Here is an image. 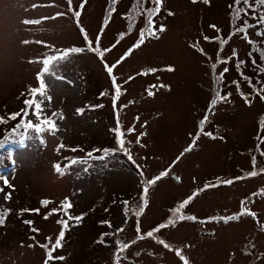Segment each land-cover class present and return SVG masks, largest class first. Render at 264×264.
Returning a JSON list of instances; mask_svg holds the SVG:
<instances>
[{"label":"rangeland","instance_id":"obj_1","mask_svg":"<svg viewBox=\"0 0 264 264\" xmlns=\"http://www.w3.org/2000/svg\"><path fill=\"white\" fill-rule=\"evenodd\" d=\"M35 2L0 0V215L5 219L4 226H0V264H45L49 252V264H185V260L187 264H264V230L259 227L264 226V119L263 128L256 122L257 118H264V100L252 95L257 90L264 96V85H258L264 83V71H259L264 68V35H260L264 24L257 22L261 13L264 15L263 6L257 0H249V5H236L235 0H210V4L203 0H163L158 20H153L157 26L163 24L165 31L158 33L159 38H146L125 62L124 70L128 72H135L144 64L149 68L163 65L145 78L137 75L127 82L114 64L123 31L118 42L113 41L114 35L110 37L114 51L111 48L109 59L113 64L98 53L90 56L86 51L78 53L85 57L77 63L86 66L71 69L69 58L60 61L62 67L55 71L66 76L72 71L65 84L59 86L62 92H56L65 95L60 101L69 116L62 120L53 118L59 124V131L53 136L28 127V120L33 124L40 121L32 111L28 110L27 117L22 112L23 100L30 87L35 86L26 83L31 66L27 63L34 58V49L28 45H33L41 58L72 47L86 49L80 30L84 27L93 32L96 46L104 49L99 43V18L104 17L105 26L121 25L120 30L124 20L116 11V19L107 22L103 14L107 0H88L83 8V0H72L71 6L67 0H40L39 16L19 19L28 12L24 9ZM134 3L135 0H127L121 9ZM61 5L64 7L50 9ZM145 5L155 7L151 0H145ZM75 11L81 12L77 20L71 15L68 20L57 15ZM26 20L43 22L26 24ZM141 25L138 23L129 31L124 50L138 40ZM237 28L244 31L237 32ZM24 37L32 42L23 43ZM39 37L54 43L39 50ZM69 41L73 43L67 44ZM105 63L115 65L111 75L106 72ZM213 63L217 65L215 72L211 69ZM33 67L37 69L38 62ZM168 67L174 71L164 70ZM225 67L229 71L217 79ZM113 75L119 78L114 85V89H120L118 103L126 107L118 116L121 130L126 132L132 126L136 129L124 137L132 160L120 151L103 160L95 158L102 156L103 151L94 152L91 158L83 155L88 154L89 144H103L104 149L118 147L109 131L116 126L117 118H86L76 110L71 113L75 103L89 101L98 105L106 99L111 102ZM149 84L156 87H148ZM24 88L28 91L22 93ZM149 90L154 95L149 96ZM217 90L220 95H232L226 102L218 101L210 107L206 101ZM103 110L108 113L107 107ZM17 112L21 115L11 119V114ZM125 113L132 118H122ZM206 114L208 121L195 146L184 152L196 137L198 120ZM213 131V135L223 139L210 138L207 133ZM141 132L146 135L137 143ZM60 144L66 147L57 151ZM72 148L77 150L73 152ZM65 158H81L84 163L73 165L60 176L53 165L60 163L63 167L68 162ZM133 161L142 167L137 170ZM155 171L167 174L144 195L143 181H152ZM252 171L257 175L248 176ZM141 172L146 174L143 181ZM237 177L242 178L233 184L220 183L199 191L206 184ZM5 179L8 185L3 183ZM9 192L11 198L5 201ZM197 192L181 209V215L195 216L199 222L183 220L169 225L174 209ZM66 197L72 204L67 215L57 212L45 219ZM44 200L50 203L42 205ZM141 200L145 205L137 216ZM248 208L259 215L255 221L249 214L244 221L241 212ZM25 209L40 212L22 211ZM68 215L83 218L78 222L69 220L64 229L57 221L67 220ZM231 215L237 219L228 223L204 222L208 217ZM28 220L33 223L26 225L24 221ZM160 224L166 227L157 231ZM61 230L65 233L61 246L53 249ZM148 231L154 235L148 237ZM177 250H182L185 259L177 255Z\"/></svg>","mask_w":264,"mask_h":264},{"label":"snow or ice","instance_id":"obj_2","mask_svg":"<svg viewBox=\"0 0 264 264\" xmlns=\"http://www.w3.org/2000/svg\"><path fill=\"white\" fill-rule=\"evenodd\" d=\"M67 2L69 4V6H71L72 0H67ZM144 2H145V0H137L138 4L139 3H144ZM192 2L196 3L197 0H192ZM257 2L260 5H264V0H257ZM84 3H86V0H83V2L80 4V8L84 7ZM151 3L154 4L155 7L145 8V9H143L140 12L141 16H144L146 14L147 22H146V26L144 28L140 29L139 39H138L137 43L133 46V48L139 47L144 42V40L146 38H151V37L159 38L158 37V33L165 31V27H164L163 24H160L159 26H157L155 24L154 20H153V17L154 16H158L159 13L161 12V7H162V4H163V0H151ZM203 3L210 4V0H203ZM235 4L236 5H241V4L249 5V0H235ZM229 7H232V6L230 5ZM57 15H62V13H57ZM74 15H75V17L78 18V17H80L81 12L80 11H75ZM168 15H173V13L169 12ZM236 18L237 19L240 18L239 11H237ZM39 22L40 21H38V20H36V21H27V20L24 21V23H26V24L27 23H39ZM257 22L261 23V24H264V15H261L258 18ZM210 27L215 28L216 26L215 25H210ZM80 30H81L82 33H84V29L83 28H81ZM236 31L237 32H243L244 29L243 28H237ZM260 35H264V33H261ZM84 39H85L86 45H87L86 49L85 48H80V47H72V48H69V49L58 50V54L57 55H49V56L43 57L40 61H38V62L42 63V68L37 72V76H36L38 85L36 87H31L30 88L29 91H30L31 98L30 99L26 98V99L23 100V104H24L25 108L22 109L24 117H27L29 115V111L28 110H31L32 114L37 118V120L40 121V123H36V124H33V122L31 120H28V122H27V126L28 127H34L35 130L37 131V133H42V132L47 131V132L51 133L53 136H55V134L59 131V124H58L57 120L53 119L52 117H58V119H61V120L64 119L62 114H58L56 112H52L50 116H46L45 115V104H46V102H50L52 100V96L48 94V84H47L46 77L53 76L56 79H64L61 76H57L56 73H55V67L60 63V61L68 59L70 57V55L73 54V53H81V52H83L85 50H88V51H91V52H94V53H98L100 55V57L103 58L104 52H101L98 46L97 47H93L92 46V41L88 40V37H87L86 33H84ZM205 39L207 40L208 37H205ZM23 43L27 44V43H29V41H23ZM37 43H40V41H37ZM193 47H195V45H193ZM132 51H133V49L130 48L128 50V52L125 53V57L130 55L132 53ZM125 57H121V60H123ZM117 63H120V61H117ZM253 63H255V61H253ZM114 67H115V65L108 66L105 63L106 72L108 74H110V75L113 73V68ZM216 67H217V65L215 63H213L211 65V69H212L213 72H215ZM164 70L174 71V69L171 68V67H168V68H166ZM156 71H158V69H156V68L148 69V72H151V73H155ZM228 71H229V68H227V67L223 68V72L220 73V77H218L217 79H222L223 74L227 73ZM261 71H264V69H261ZM142 74H147V73H142ZM111 79H112L113 85H115L116 84V77L115 76H111ZM129 79L131 80V79H133V77H129ZM233 83H236V81H233ZM214 84H215V81H214ZM152 87H156V86L153 85ZM159 87H165V85H160ZM237 87H239V85H237ZM101 95L102 96L106 95V93H101ZM119 95H120V89H119V87H117L115 96L119 97ZM148 95L151 96V95H154V93L149 90L148 91ZM231 95H232L231 92H228L225 95H220L219 90H217L216 94L213 96V98L210 101V107L216 106L218 101L226 102ZM260 98L262 100H264V96H261ZM245 102L250 104V101H248L247 99L245 100ZM115 105H116V99L113 98V107H114V109H115ZM88 107L94 110L96 108L103 107V105H90ZM85 111H86V109L83 108V107L76 109V113L78 115H83L85 113ZM20 115H21L20 112L13 113V114H11L10 118L11 119H16L17 116H20ZM41 117H43L42 120H41ZM135 119L138 121L139 117H136ZM262 119H264V118H262ZM207 121H208V115L206 114L204 116V118L200 121L201 130L203 129V126H204V124ZM0 122H3V117H0ZM146 123L147 122H145V125H146ZM41 125H44L46 127H42ZM17 126H19V125H17ZM109 131L114 134V138L116 140V143H117L118 147L115 148V149H103L102 150L103 151V155L99 156V157H95V158L103 160V159H105L106 157H108L110 155H114L117 151H120V152H123L125 155H127L129 160H132V156L130 154V151L125 146L126 145V140L124 139V137L126 136V134L134 133L136 131L135 126L128 127L126 132L122 131L119 118L117 117L116 126L114 128L109 129ZM143 135H146V133L141 132L139 134V136H137V139H136L137 143L140 142V138ZM207 135L210 138H212V139H217V138L223 139V137H217V136L213 135L211 132L207 133ZM198 138H199V133L193 139L192 144L189 145V147L184 149V152L191 151L192 148L195 146L196 139H198ZM41 143L42 144L44 143L43 138H41ZM65 147L66 146L64 144H60L59 147L56 150L60 151V149L65 148ZM70 150L74 152L77 149L72 148ZM94 151L99 152L101 150L100 149H96ZM87 155L90 158L93 157V153L92 152H89ZM181 155H183V153H181ZM65 159L68 162L66 164H64L63 167H61L60 163H56V164L53 165L54 170L60 176L65 175L67 170L71 169L73 165L84 163V161L81 158H71V159L65 158ZM177 159L179 160V157ZM253 165L255 166V157H253ZM137 167L139 168V165ZM84 171L87 172V168H85ZM166 174H167L166 172H161L152 181L144 180L143 181V183L145 185L144 188H143L144 195H147L148 186L150 184L154 183L157 180H160ZM247 175L251 176V177H254V176L257 175V172L256 171H252V172L248 173ZM241 178L242 177H237V178H234V179H231V180H225V181L218 180L217 184H212V185L206 184L204 186V189H200L199 191H203V190H205V189H207L209 187H217L220 183L233 184L236 179H241ZM177 179H179V178L177 177ZM3 183L5 185H8V181L6 179L3 181ZM9 187H11V185H9ZM2 191H3V189H0V192H2ZM198 194H199V192L194 193L192 196H189L187 199L183 200V202L179 205V207L174 209V211L172 212V216L174 218L173 219H169V221H168L169 225L175 226L178 222L183 221V220L199 222L198 218L195 217V216L181 215V209L184 208L186 205H188L190 203V201L193 200ZM10 198H11V193L10 192L7 193L4 196V200L5 201L10 200ZM41 203H42V205L46 206L50 202L48 200H44ZM123 203L127 204V201H124ZM144 205H145V201L144 200H141V201L138 202L137 207L140 209V211H137L135 213L137 216H139L140 213L143 211ZM71 207H72V204L69 201V199L66 197L64 201L60 202L58 208H52L45 215L44 218L47 219L49 215H52V214L57 213V212H63L65 215H67V210L70 209ZM22 211L35 212L37 214H39V212H40L39 209H34V210L25 209V210H22ZM8 214H10V210H9ZM245 214H247V213H245V212L241 213V215H245ZM253 215H254V213H253ZM82 218H83V215L75 216V217H73L71 215H68V219L67 220H63V219L62 220H58L57 223L62 224L63 228L66 229L68 227V221L69 220H75V221L78 222V221L82 220ZM235 219H237V216H235V215L220 216V217L213 216V217L206 218V220L204 222H212L214 220H221L224 223H228L229 221H232V220H235ZM24 223L26 225H31L33 222L28 220V221H24ZM102 223H110V222H102ZM4 224H5L4 216L0 215V226H4ZM165 227H166L165 224H160L158 226L157 231L159 230V228H165ZM64 234H65L64 231L61 230L60 233H59V238H57L55 240V244L52 246L53 249L61 246V239L63 238ZM153 235H154V233L152 231H148L147 232V236L148 237H152ZM46 246L47 245H44V247H46ZM165 247H167V245H165ZM122 251H123V249H122ZM177 255L180 256L181 259H185L184 256H183L182 250H177ZM47 256H48V259H46L45 264H49V260L52 258V253L51 252L47 253ZM59 259H63V257H59ZM185 264H187L186 260H185Z\"/></svg>","mask_w":264,"mask_h":264},{"label":"flooded vegetation","instance_id":"obj_3","mask_svg":"<svg viewBox=\"0 0 264 264\" xmlns=\"http://www.w3.org/2000/svg\"><path fill=\"white\" fill-rule=\"evenodd\" d=\"M242 213V212H241ZM245 213H247V214H245V215H243L244 216V221L245 220H248V214L253 218V220L255 221V219H256V216H259L258 214H256V212L254 211V210H252L251 208H248V211H246ZM253 213H254V215H253ZM236 215V214H235ZM260 220V219H259ZM256 222H258V221H256ZM259 227H261V229L262 230H264V226H259ZM251 246V245H250ZM251 248V247H250Z\"/></svg>","mask_w":264,"mask_h":264},{"label":"trees","instance_id":"obj_4","mask_svg":"<svg viewBox=\"0 0 264 264\" xmlns=\"http://www.w3.org/2000/svg\"><path fill=\"white\" fill-rule=\"evenodd\" d=\"M34 10V9H33ZM262 118H257L256 119V122L259 124V125H261L262 126V128H263V124H262Z\"/></svg>","mask_w":264,"mask_h":264}]
</instances>
